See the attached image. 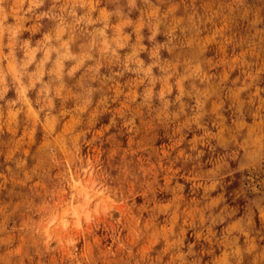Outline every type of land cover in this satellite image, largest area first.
I'll use <instances>...</instances> for the list:
<instances>
[{"label": "rangeland", "instance_id": "obj_1", "mask_svg": "<svg viewBox=\"0 0 264 264\" xmlns=\"http://www.w3.org/2000/svg\"><path fill=\"white\" fill-rule=\"evenodd\" d=\"M0 264H264V0H0Z\"/></svg>", "mask_w": 264, "mask_h": 264}]
</instances>
